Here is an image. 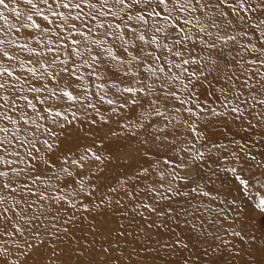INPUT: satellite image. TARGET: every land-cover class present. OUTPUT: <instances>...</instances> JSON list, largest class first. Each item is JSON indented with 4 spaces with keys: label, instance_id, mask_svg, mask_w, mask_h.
<instances>
[{
    "label": "rangeland",
    "instance_id": "374dc122",
    "mask_svg": "<svg viewBox=\"0 0 264 264\" xmlns=\"http://www.w3.org/2000/svg\"><path fill=\"white\" fill-rule=\"evenodd\" d=\"M5 3L9 8L16 7L20 15L0 5V13L7 17L6 22L0 19V41L5 42L0 44V53L8 51L15 57L13 61L0 58V68L8 67L13 73L11 77L0 74V83L7 86L0 89V96L16 99L27 95L35 107H25L26 102L20 99L17 109L8 111L17 123L0 120V127L9 129V139L17 137L8 153L0 152V157L10 162H0V171L12 177L11 190H0V209H11L7 223L0 219V264H264V209L260 207L264 200V109L258 103L264 99V90L258 93L256 102L247 90L236 101L234 97L240 93L232 89L229 95V85L223 79L224 60H218L217 69L206 67L202 58L208 53L199 45L192 50V57L200 63L183 66L188 68L183 72L174 66L180 64L181 58L169 51L172 40H163V34L146 30L138 21L132 24L136 35L144 36L143 41L134 39L132 30L123 24L119 29H107L121 35L128 32L123 40H113L105 35L106 26L119 23V17L98 15L95 21L89 19V28L85 29L76 17L81 12L93 13L87 4L82 9L55 8L68 17L62 21L52 16L41 0H33L41 4L53 24L35 16L23 0ZM88 3L100 10L101 0ZM28 15H33L41 28L25 27L32 23ZM45 27L48 32L43 30ZM57 32L61 34L59 39ZM153 35L157 43L150 44ZM181 35L191 37L184 48L177 49L189 58V49L202 35L196 21L183 33L173 34ZM258 37V32L250 31L243 42L259 44ZM73 39L80 42L78 46L72 44ZM93 40L101 43L93 44ZM165 43L168 48L158 46ZM137 48L141 51L137 52ZM97 53L103 60L98 66L91 61ZM242 55L250 59L246 52ZM137 56L141 59H133ZM145 56L150 58L143 60ZM64 67L74 75L63 73ZM30 68L35 69V74L28 71ZM128 70L136 73L135 79L123 75ZM255 71L264 72V67L249 64L248 74ZM193 72L203 75L197 79L191 76ZM173 76L181 79L171 80ZM189 77L192 85L184 88ZM138 79L155 86L153 96L137 93L135 105L121 108L124 98L130 99L131 95L118 89L139 87ZM166 80V91L174 90L185 101L183 105L180 100L157 102L155 106L150 103L160 83ZM29 87L46 91L29 92ZM61 89L72 93L74 99L64 97ZM49 96L52 98L43 103ZM101 96L113 100V104L102 102ZM88 104H95V110L87 108ZM241 105L242 112L235 115L247 114L243 120H234L228 113ZM46 108L61 115L54 117ZM188 108L195 114L185 111ZM214 111L224 115H213ZM54 118L60 124L65 123V118L71 123L62 129L53 125ZM185 121L193 125L195 133ZM49 133L55 135L50 138ZM4 135L0 133V139ZM164 135L166 142L152 143L155 137ZM46 139L54 145L51 151L43 144ZM27 141L35 142L39 151H33L32 156L38 160L27 155ZM88 149L103 159L88 161L83 169L71 164ZM144 152L149 155L146 157ZM190 152H202L212 159L202 164V170L189 173L194 182H173L169 175L172 165L165 160L179 163L182 156L187 163ZM32 164L37 165L35 172ZM13 168L19 175L11 172ZM63 168L72 173L75 183L68 181ZM142 169H148V174ZM176 171L181 176L186 174L180 168ZM33 175L42 179L33 182ZM6 182L7 177H0V183ZM177 184L186 197L160 200L149 191L156 189L167 195L165 190ZM144 204L155 207L157 212L146 210ZM169 204L174 209L171 214ZM237 232L239 236L234 235ZM257 241L260 250L253 251L250 245Z\"/></svg>",
    "mask_w": 264,
    "mask_h": 264
},
{
    "label": "snow or ice",
    "instance_id": "6c2138e0",
    "mask_svg": "<svg viewBox=\"0 0 264 264\" xmlns=\"http://www.w3.org/2000/svg\"><path fill=\"white\" fill-rule=\"evenodd\" d=\"M23 3L30 5L31 9L34 10V15L38 17H42L43 21H48L49 23H53L54 21H49V17L44 15L41 4L43 6H47L49 8V12L52 16H59L62 21H67L68 17L65 16L62 12H57L55 8H63V9H82L84 4H87L90 9L93 10V13L89 15V13H78L77 19H81V23L85 29L89 28V19L95 21L97 16H108L119 17V23L109 24L106 26V36H111L113 40H123V37L128 35L126 31L123 35L118 32H110L107 31L108 28H116L119 29L121 24L125 26V29H131V34L134 39H138L143 41V35H136L135 26L132 24L133 21H138L146 30H151L156 34H163L162 39L167 41L169 39L172 40V46L169 48V51L173 52L174 56L180 57V64L174 65L176 68H181L183 72H187L188 68L183 67L185 65L190 64H199L200 60L192 57V50L195 49L197 45L201 46V50L207 52L208 55L203 57L202 59L205 62V66L212 67L213 69H217L219 67L218 60H224V75L223 79L228 83V94H231L232 89H236L240 95L234 97L236 101L241 100V96L243 92L247 90L248 94L252 97L254 102L257 101V95L264 90V72L255 71L251 75L248 74V65H255L258 69L264 67V0H112V5L109 7V0H101L100 10L96 11V5L88 3V0H41V4L33 3V0H23ZM0 5H2L5 9H9V11L15 13L17 16L20 13L17 11L16 7L9 8V5L5 3V0H0ZM108 8L107 12H104L103 9ZM123 13V15H121ZM130 13H135L132 15ZM187 14V15H185ZM0 19L7 21V17H4L2 13H0ZM27 19L32 21L30 25H25V27L32 28H41V23L37 22L33 19V15H28ZM193 21H196L198 25V32L202 35L198 36L197 41L192 45L191 49L188 51V57L184 58L183 51L177 50L178 48H184L185 42L190 40L191 37L187 35L181 36H173L174 33H183L185 28L189 25L193 24ZM104 27V25H100ZM45 32H48V28L43 29ZM72 31V29H69ZM258 32L259 33V44H252L251 41L248 43H244L243 40L247 38L249 32ZM57 38H61V34L57 32ZM86 39V37H83ZM51 43V41H49ZM127 43V41H124ZM5 43L4 41H0V44ZM79 41L73 39L72 44L79 45ZM93 44L99 45L101 42L99 40H93ZM150 44L157 43L156 35H153L152 40L149 42ZM161 47L168 48L167 43L164 45H158ZM23 49L24 46H20ZM30 51H34L30 49ZM52 51V49H49ZM127 52L128 49H125ZM137 52L141 51V49L137 48ZM246 52L250 59H245L242 53ZM227 53V57L225 56ZM76 54H79L78 52ZM111 55V52L108 53ZM216 57V59H213ZM0 58H6L8 61L15 60V57L10 55L8 51H3L0 53ZM149 56H145L142 59L147 60ZM116 59V57H114ZM133 59H141L140 57H133ZM91 61L94 65L98 66L99 63H103L101 59V54L97 53L91 56ZM29 72L35 74V69H28ZM63 73H67L69 76L74 75V73L67 67L61 69ZM163 71V69H161ZM0 74H7V76L11 77L13 73L9 71L8 67L0 68ZM95 74V73H93ZM123 75L125 77H129L130 79H135L136 73L131 72L130 70L124 71ZM203 73L193 72L191 76H196L199 79V76H202ZM243 77V79H241ZM206 78V77H205ZM180 76H173L171 80H180ZM136 83L139 87L125 86L122 89H118V91H122L124 93L130 94L131 98H124V103L121 104V108H126L130 104L135 105L137 103V93H143L145 97H152L154 92V85L146 83L143 79L136 80ZM169 81H162L159 86V90L156 91L155 99L151 100L150 103L155 106L157 102L168 103L170 101L180 100L181 105L185 103V101L181 100V98L177 95L174 90H167ZM192 85L191 77H189L188 84H184V88H188ZM194 86V85H193ZM6 85L4 83H0V89H6ZM15 88V86H12ZM29 92L41 93L42 91H46V88L42 89L40 87H29ZM63 96L67 97L69 100L74 99L72 93L68 91H63ZM225 90L221 89V93L224 94ZM55 95V93H53ZM52 96L45 98L43 103H47L48 99H51ZM56 99H60V96H55ZM22 99L25 101V107L34 108L35 106L32 104V101L28 99L27 95L22 97H17L16 99H10L9 96H0V109L3 111L0 112V120L2 121H10L12 124H16L17 122L12 119V116L8 114L9 110H15L18 107V100ZM189 99H191V95H189ZM100 100L102 102H106L109 105L113 104V100L107 99L101 96ZM225 106L228 105L229 101L227 100V96H225ZM247 103V101H244ZM259 105L262 109H264V99L258 100ZM203 111L202 106H198ZM87 108H92L95 110V104H88ZM243 105L240 107H234L230 109L228 115H232L234 120H243L245 112L242 115H235L236 113L242 112ZM45 111L51 113L54 117H59L61 115L60 112L52 113L51 109H45ZM175 111H180V109H175ZM190 113H193L191 108L185 109ZM156 115H159V109H155ZM113 113H116V109H113ZM87 110H85L84 115L86 116ZM39 115V114H38ZM75 115V114H74ZM213 115H224L222 113L213 112ZM261 116L264 117V112L261 113ZM28 121H26L27 123ZM107 123V121H105ZM53 125H58L60 128H64L65 124L71 123L65 118V123L60 124L58 120L55 118L52 121ZM91 123H95V120H92ZM188 129L195 133V129L193 125L185 121ZM143 126V125H139ZM175 128L176 125H173ZM167 125H165V129ZM45 131H48L45 129ZM164 131V130H162ZM9 129L7 127H0V133H5L6 135L0 139V152L8 153L9 147L12 144V140L17 139V137L13 136L12 140L9 139L7 133ZM116 135V133H112ZM50 138L54 133H49ZM58 139V137H57ZM198 139H206L204 137H198ZM156 141L166 142L167 137L157 136L153 139L152 143L155 144ZM145 144L148 141L144 142ZM43 144L46 146V150L51 151L54 147L52 143H49V140H44ZM27 145L29 147V151L27 155L31 159H37L32 156L33 151H39L36 148V144L33 141H27ZM20 146H24L21 143ZM213 147H216L213 145ZM183 151H189L188 149H183ZM211 152V149L209 150ZM243 151V149H241ZM90 153V155H89ZM13 155H18V152L12 153ZM190 161L185 163L184 157L181 156L180 162L175 163L174 161L165 160V163L172 165V170L169 175L172 177L173 182L183 181L185 184L194 182L192 180V176L189 174L192 170L200 171L202 170V164H207L208 161H211V155L207 158L202 152L189 153ZM144 155L147 157L149 155L148 152H144ZM31 159L29 163H31ZM67 160V158H65ZM103 159L102 156L96 155L91 152V149H88L84 155H81L79 159H73L71 164L76 166L77 168L83 169L85 167V163L88 161H101ZM0 162L10 163L9 161L3 160L0 157ZM213 163L215 161H212ZM177 168L185 170L186 174L181 176L176 171ZM32 170L35 172L37 170V165L32 164ZM62 171L67 175L68 181L70 183H75V178L72 173L67 169L63 168ZM145 175L148 174V169L141 170ZM233 171H235L233 169ZM11 172L15 175H19L16 172V169H11ZM31 175V173H29ZM77 175H80L77 173ZM215 175V173H213ZM0 177H7L8 182L0 183V190L9 189L11 190L12 177L9 176V172L0 171ZM33 182L40 181L42 178L40 176H32ZM239 179V178H238ZM241 184L244 183L243 180L240 181ZM27 187V185H25ZM84 185L81 184V191L83 190ZM149 191L154 192L157 196H159L160 200H171L173 197H180L181 195L187 196V193H182L179 184L176 187L169 186L166 189V194L158 192L156 189H149ZM196 191V189H193ZM87 195H91L88 193ZM134 195V194H129ZM207 195V193H205ZM118 203V202H117ZM143 207L146 210H150L151 212H157L155 207L151 205L144 204ZM261 209H264V200L260 201ZM169 214H171L174 209L171 204L168 205ZM11 211L10 208L0 209V219H3L5 223L8 222L9 216L8 213ZM70 222V221H69ZM234 235L239 236L240 233H234ZM179 243V242H178ZM253 251H259L260 246L259 242L255 245H250Z\"/></svg>",
    "mask_w": 264,
    "mask_h": 264
}]
</instances>
